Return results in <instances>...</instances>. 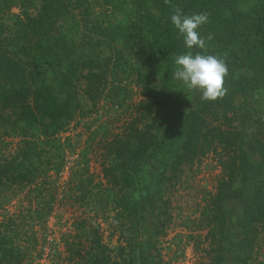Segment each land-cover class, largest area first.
<instances>
[{"label":"trees","instance_id":"trees-1","mask_svg":"<svg viewBox=\"0 0 264 264\" xmlns=\"http://www.w3.org/2000/svg\"><path fill=\"white\" fill-rule=\"evenodd\" d=\"M176 9L208 14L199 29L205 49L185 48L169 19ZM111 48L127 59L113 58ZM188 51L225 60L222 98L202 100L171 77L175 57ZM125 67L143 84L148 106L158 98L166 109L133 118L107 141L105 188L70 180L69 189L84 195L67 201L93 217L77 220L69 263L164 264L158 244L172 220L171 194L188 169L221 148L228 155L206 220L210 264L227 257L251 264L264 230V0H0V131L18 139L13 150L0 145V209L26 199L2 212L0 264H32L46 257V244L54 249L49 221L60 200L49 174L66 153L50 141L99 108ZM149 74L161 89L145 81ZM108 204L129 222L150 215L146 240L107 241L99 218L113 225Z\"/></svg>","mask_w":264,"mask_h":264},{"label":"rangeland","instance_id":"rangeland-1","mask_svg":"<svg viewBox=\"0 0 264 264\" xmlns=\"http://www.w3.org/2000/svg\"><path fill=\"white\" fill-rule=\"evenodd\" d=\"M111 16L114 17L113 14ZM116 46L120 48L121 44L117 43ZM115 51L112 48L108 50L109 54L115 55L113 58L120 57L123 61L127 59L125 52L116 54ZM120 61L116 67H120ZM128 62L127 66L131 64L132 59ZM138 79L132 68L120 69L119 73L111 79L109 88L106 90V97L100 103V107L92 110L87 117L74 120L70 124L68 132L55 138L52 140L53 142L50 141L55 150L58 149L66 153L64 162L61 163L62 160H60L49 174L53 194L57 195L60 200L59 206L49 221V240H56V242L53 250L50 244H46V257L40 258L32 264H71L67 259L69 255L67 246L72 240L76 241V238L71 236L76 234V222L87 216L88 212V215H92V213L81 207L80 204L71 205L67 201L70 195H84L81 191L75 192L69 189L70 180L79 182L81 179L85 183L102 184L105 188L106 180L103 179L102 167L108 159L107 141L135 117L141 115L144 120H151L153 116L164 113L166 106L161 108L160 105H157L156 103L160 101L158 98H152L148 106L149 103L146 101L149 98L147 99L144 86ZM145 81L152 82L155 88L161 89L156 76L149 74L145 77ZM180 85L183 90H187L182 82ZM192 91L201 93L196 90ZM185 93L182 97L184 102L187 101ZM83 102L87 103L85 99ZM1 135L4 134L0 131L2 148L5 151L13 150L18 139L10 137L3 139ZM225 152V150L217 148L198 160L192 169L186 171L182 183L180 182L172 192L170 202L172 204V220L167 227L166 235H161L158 244L164 264H210L209 255L212 251H210L209 243L211 237L207 235L206 220L211 197L216 193L218 181L222 176L223 161L228 155ZM102 186H97L98 194L103 193ZM99 189L101 190L99 191ZM24 197L25 194L16 197L6 205L4 210L14 212L21 205ZM237 204L235 202L232 206L235 205L239 208ZM106 208L107 215L110 216L108 218L113 225L111 224L109 227L101 217L99 220L107 230L106 240H110L112 245L120 243L127 245L129 240H142L143 242L146 240V236L151 230L150 215H138L129 222L113 204H108ZM4 210L0 209V220ZM228 227L229 230H236L235 226L229 225ZM111 231L112 233H110ZM253 257L251 264H264V230L259 236ZM225 264L238 263L227 257Z\"/></svg>","mask_w":264,"mask_h":264},{"label":"clouds","instance_id":"clouds-1","mask_svg":"<svg viewBox=\"0 0 264 264\" xmlns=\"http://www.w3.org/2000/svg\"><path fill=\"white\" fill-rule=\"evenodd\" d=\"M178 35L182 37L186 49H205L206 41L199 29L208 23L207 13L184 14L176 9L169 17ZM211 39V36L208 37ZM175 71L171 77L182 82L188 90L202 93L201 99L214 101L226 94L225 77L228 66L224 59L215 55H205L188 51L174 59Z\"/></svg>","mask_w":264,"mask_h":264}]
</instances>
